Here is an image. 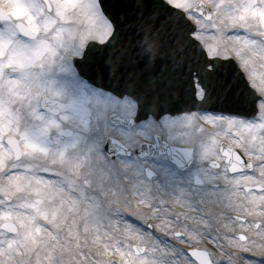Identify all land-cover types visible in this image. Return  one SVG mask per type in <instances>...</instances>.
Listing matches in <instances>:
<instances>
[{
	"label": "snow or ice",
	"instance_id": "1",
	"mask_svg": "<svg viewBox=\"0 0 264 264\" xmlns=\"http://www.w3.org/2000/svg\"><path fill=\"white\" fill-rule=\"evenodd\" d=\"M135 9L0 0V264H264V0ZM200 120L231 140L175 134Z\"/></svg>",
	"mask_w": 264,
	"mask_h": 264
},
{
	"label": "water",
	"instance_id": "2",
	"mask_svg": "<svg viewBox=\"0 0 264 264\" xmlns=\"http://www.w3.org/2000/svg\"><path fill=\"white\" fill-rule=\"evenodd\" d=\"M110 6L113 5V12L116 14H120L122 16L132 17L133 19L136 17V9H135V0H109ZM124 67L121 69L122 72L125 73H136L139 74L142 79L147 78L149 75H154L158 68L152 72H146L143 70V65L140 63H136L130 61L128 59L124 60ZM230 73L233 77L239 78V68L238 65L233 61L229 66ZM242 83V81H241ZM227 88L226 83H220L216 85V88L213 92L215 99L211 103L210 108H214L219 111L228 112V113H238L242 114L249 109L247 106L241 107L237 104L233 98V93L235 91V83L233 88L229 91H225Z\"/></svg>",
	"mask_w": 264,
	"mask_h": 264
},
{
	"label": "rangeland",
	"instance_id": "3",
	"mask_svg": "<svg viewBox=\"0 0 264 264\" xmlns=\"http://www.w3.org/2000/svg\"><path fill=\"white\" fill-rule=\"evenodd\" d=\"M207 2V0H205ZM233 35L235 33H232ZM241 35L243 34L242 32L240 33ZM220 35H223V34H220ZM225 40L227 39V37H223ZM256 60V66L258 68V70L260 71H264V69H261L260 68V65H259V57H255L254 58ZM217 126L213 123H211L210 121H207V120H200L196 123H194L193 125H189L186 127V130H180V129H177L176 131V135L177 136H180V135H184V136H191V137H200L202 140L203 139H218V140H227V141H230L231 140V137L230 136H226V132H227V129L225 128L224 130H217L216 129ZM202 132V133H201ZM232 132L234 133L235 132V129L232 130ZM202 134V135H201ZM251 175H254L251 174ZM141 209H143L144 212L147 211V209L145 207H141ZM148 219V217H146ZM118 220V219H117ZM118 224V223H117ZM118 225H120L118 227L119 228H123V224L122 223H119ZM101 231H103L101 229ZM127 230L124 229V232H126ZM93 232H94V229H93ZM123 232V231H122ZM119 238H121V236H118ZM104 243L105 241L103 239H100V240H95L92 236V234L90 233L89 235V241H88V244H89V247L93 250V251H99L100 249H103L104 247ZM117 247L119 246L118 244H115ZM118 255L112 253L111 251H109L107 253V255L104 257L105 261H110L114 258H117L118 259ZM122 259H120L121 261ZM117 261V260H116ZM118 262V261H117Z\"/></svg>",
	"mask_w": 264,
	"mask_h": 264
},
{
	"label": "bare ground",
	"instance_id": "4",
	"mask_svg": "<svg viewBox=\"0 0 264 264\" xmlns=\"http://www.w3.org/2000/svg\"><path fill=\"white\" fill-rule=\"evenodd\" d=\"M184 129L186 130V128H184ZM184 129H180V130H184ZM216 129H217V130H220L218 127H217ZM176 132H177V131H176ZM201 133H202V132H201ZM201 135H202V134H201ZM238 193H239L238 191H237L236 193H234V194H233V198L236 199V197L238 196ZM131 211H132V209H131L129 212H131ZM139 211L142 212V213L144 212L142 209H139ZM117 219H118V218H113V219H112V224H113V226H114V231H115L116 233L120 234V233H122V231L124 232V229H122V228H119V229H118V227H119L120 225L117 224ZM145 219H146V218H145ZM146 220H147V219H146ZM102 230H103V228H102ZM117 238L119 239V237H117ZM121 238H122V236H121ZM112 243H113V244H117V243H116V240H113ZM114 259H116V258H114ZM120 259H122V258H121V257H118V259H117L118 264H119V262H120Z\"/></svg>",
	"mask_w": 264,
	"mask_h": 264
},
{
	"label": "flooded vegetation",
	"instance_id": "5",
	"mask_svg": "<svg viewBox=\"0 0 264 264\" xmlns=\"http://www.w3.org/2000/svg\"><path fill=\"white\" fill-rule=\"evenodd\" d=\"M238 196L242 197L243 196V192L238 193ZM233 203L236 205L237 208L240 207V203L237 199L233 198Z\"/></svg>",
	"mask_w": 264,
	"mask_h": 264
}]
</instances>
